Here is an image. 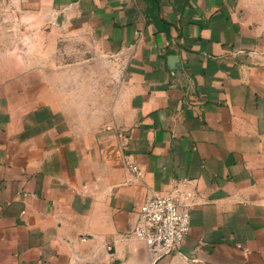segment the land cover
Here are the masks:
<instances>
[{"label":"crops","instance_id":"obj_1","mask_svg":"<svg viewBox=\"0 0 264 264\" xmlns=\"http://www.w3.org/2000/svg\"><path fill=\"white\" fill-rule=\"evenodd\" d=\"M78 32L111 93L52 56ZM162 195L168 255L133 233ZM0 264H264V0H0Z\"/></svg>","mask_w":264,"mask_h":264},{"label":"built area","instance_id":"obj_2","mask_svg":"<svg viewBox=\"0 0 264 264\" xmlns=\"http://www.w3.org/2000/svg\"><path fill=\"white\" fill-rule=\"evenodd\" d=\"M190 207L172 195L153 196L139 207L134 235L158 255L176 252L190 229Z\"/></svg>","mask_w":264,"mask_h":264},{"label":"rangeland","instance_id":"obj_3","mask_svg":"<svg viewBox=\"0 0 264 264\" xmlns=\"http://www.w3.org/2000/svg\"><path fill=\"white\" fill-rule=\"evenodd\" d=\"M47 32L48 31L42 32V34L47 35ZM63 39L60 40L56 51H54L55 56H52L56 57V59H58L59 61H63L62 59H66V63H69L71 61L73 64V68L77 66L80 67V65H76L77 60L88 59L87 66L90 75V82L93 81V83H95L96 80L93 78L94 75L103 71L106 93H111L113 82H116V80L114 79L115 77L112 73L113 69L110 68L107 59L112 58H109L100 50L98 42L92 39L91 36H82L79 32L75 33L72 39H67L66 41L65 39ZM100 59H106V61H104V65L100 63ZM66 65L68 66V64ZM63 66H65L64 63L58 64V68H62ZM103 67L104 70L102 69ZM91 77L93 79H91ZM91 85L92 84H90V103L92 98L95 100V96L91 92Z\"/></svg>","mask_w":264,"mask_h":264}]
</instances>
